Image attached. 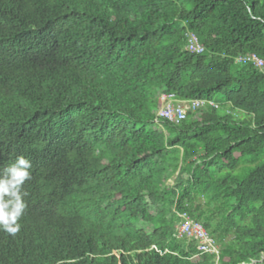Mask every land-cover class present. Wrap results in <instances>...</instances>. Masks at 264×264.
I'll use <instances>...</instances> for the list:
<instances>
[{
	"label": "trees",
	"instance_id": "16d2710c",
	"mask_svg": "<svg viewBox=\"0 0 264 264\" xmlns=\"http://www.w3.org/2000/svg\"><path fill=\"white\" fill-rule=\"evenodd\" d=\"M250 53L264 60V0L7 1L1 175L21 152L33 166L0 264H264V162L237 172L264 154ZM164 93L207 105L174 122ZM184 213L220 256L179 235Z\"/></svg>",
	"mask_w": 264,
	"mask_h": 264
},
{
	"label": "clouds",
	"instance_id": "9594fccd",
	"mask_svg": "<svg viewBox=\"0 0 264 264\" xmlns=\"http://www.w3.org/2000/svg\"><path fill=\"white\" fill-rule=\"evenodd\" d=\"M7 1L21 3L24 0H0V9ZM26 149L27 153H32V146ZM32 161L30 156L21 152L15 162L4 170L3 175L0 164V230L13 235L20 231L22 221L24 223L25 220L27 210L24 197L28 193L23 188L26 181L32 178Z\"/></svg>",
	"mask_w": 264,
	"mask_h": 264
},
{
	"label": "built area",
	"instance_id": "2783aa9c",
	"mask_svg": "<svg viewBox=\"0 0 264 264\" xmlns=\"http://www.w3.org/2000/svg\"><path fill=\"white\" fill-rule=\"evenodd\" d=\"M191 48L202 51L203 47L199 44V40L195 34L190 35ZM239 61L252 62L257 67H264V60L256 53H250L246 56L238 58ZM164 99H169V103L160 110L161 116L167 117L174 122H181L187 117L191 109L202 108L207 105V101L197 100L193 103L189 101H174V94H163ZM184 220L178 227L179 235H185L189 239H196L201 253H218L221 248L218 242L212 237L206 229L203 222L192 219L187 213L182 214Z\"/></svg>",
	"mask_w": 264,
	"mask_h": 264
},
{
	"label": "rangeland",
	"instance_id": "374dc122",
	"mask_svg": "<svg viewBox=\"0 0 264 264\" xmlns=\"http://www.w3.org/2000/svg\"><path fill=\"white\" fill-rule=\"evenodd\" d=\"M216 98L220 99L221 95H217ZM264 162V154L261 155V158L258 159H253L250 156L246 157L242 163L240 164V166L237 168V172L238 174H240L241 176H245L248 174V172L251 170V168L257 166L258 164ZM174 182V180L172 179V183ZM150 227H152L151 225H148Z\"/></svg>",
	"mask_w": 264,
	"mask_h": 264
},
{
	"label": "crops",
	"instance_id": "0c3cea01",
	"mask_svg": "<svg viewBox=\"0 0 264 264\" xmlns=\"http://www.w3.org/2000/svg\"><path fill=\"white\" fill-rule=\"evenodd\" d=\"M217 256H220L219 254Z\"/></svg>",
	"mask_w": 264,
	"mask_h": 264
}]
</instances>
